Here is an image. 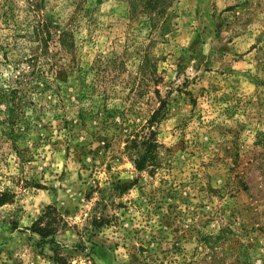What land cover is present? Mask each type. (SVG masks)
Returning a JSON list of instances; mask_svg holds the SVG:
<instances>
[{"label":"rangeland","instance_id":"374dc122","mask_svg":"<svg viewBox=\"0 0 264 264\" xmlns=\"http://www.w3.org/2000/svg\"><path fill=\"white\" fill-rule=\"evenodd\" d=\"M0 199V264H264V0H0Z\"/></svg>","mask_w":264,"mask_h":264},{"label":"trees","instance_id":"16d2710c","mask_svg":"<svg viewBox=\"0 0 264 264\" xmlns=\"http://www.w3.org/2000/svg\"><path fill=\"white\" fill-rule=\"evenodd\" d=\"M64 43H65V41H64ZM157 144L156 143H152V142H147V150L148 151H151V150H153V151H155V149L157 148ZM138 165H139V169H143L144 167H143V165H141V162H139L138 163ZM4 196H6V195H4ZM4 202H5V199H0V205H2V204H4Z\"/></svg>","mask_w":264,"mask_h":264}]
</instances>
